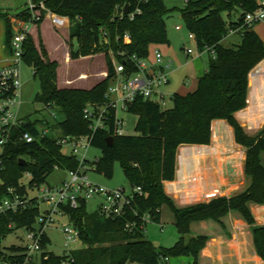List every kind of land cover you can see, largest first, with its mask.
Here are the masks:
<instances>
[{"label": "trees", "instance_id": "trees-1", "mask_svg": "<svg viewBox=\"0 0 264 264\" xmlns=\"http://www.w3.org/2000/svg\"><path fill=\"white\" fill-rule=\"evenodd\" d=\"M34 1L43 2L52 12L68 17L69 40L77 42L76 49L70 45V58L100 51L106 54L108 77L89 89L59 87L56 81L58 63L47 57L41 40L39 48L30 34L24 42L23 60L33 67V75L40 85L35 99L43 106H53L58 113L50 126L60 135L88 134L90 130L83 117V108L102 100L113 73L112 55L121 59L120 52H125L146 57L151 45L167 43L164 19L167 9L163 0H147L140 3L141 12L129 19L119 14V10L130 0ZM256 1L185 0L180 13L188 31L195 36L196 47L209 45L216 52L215 58L209 57L207 69L199 76L195 89L185 94L174 93L172 106L166 109L156 101L138 97L129 107V112L136 115L135 134L117 135L112 119L106 128L93 132L90 142L101 150V156L93 162L96 170L104 169L110 174L111 163L118 160L130 186L141 187L143 194H135L126 213L114 218L102 216L98 210L88 212L84 201L77 208L65 206L69 219L79 228L83 246L72 252L69 263H64L65 256L53 254L43 264H162L165 257L182 255L191 256V264H199V252L208 236L191 234L190 224L205 219L222 224L221 218L231 210L239 212L247 222L255 251L264 260V226L256 222L248 206L249 202L264 203V128L256 135H249L234 115L247 105L249 72L264 58L263 40L252 28L253 24L243 19L245 12L256 7ZM234 14L236 19L231 18ZM16 16L28 18L29 12L22 9ZM229 26L241 27L238 45L222 44ZM10 36V24L6 19L7 50ZM216 118L232 126L235 144L245 149L242 170L249 184L235 194L218 195L177 207L163 189V182L174 178L176 149L182 143L208 144L211 122ZM20 130H29L34 140L30 143L20 140ZM108 136H113L111 145L106 141ZM12 137L0 158V195L8 188L24 193L26 185L22 178L26 173H29V186L40 185L54 168L69 170L78 166L73 155L62 152V146L53 135L38 136L37 121L27 119L14 130ZM20 158L26 162H21ZM163 205L173 213L178 230V239L169 247L156 246L147 238L146 222L141 219V215L148 212L159 221ZM36 209L31 208L26 217L13 216V220L18 224L30 223ZM127 221L134 222L130 229L125 227Z\"/></svg>", "mask_w": 264, "mask_h": 264}, {"label": "built area", "instance_id": "built-area-1", "mask_svg": "<svg viewBox=\"0 0 264 264\" xmlns=\"http://www.w3.org/2000/svg\"><path fill=\"white\" fill-rule=\"evenodd\" d=\"M147 0H130L128 10L123 11L121 6L119 14L126 15L133 19L141 12L140 3ZM132 5V8H131ZM24 9L28 10V18L12 17L10 19L11 36L8 46V63L0 67V158L7 145L12 141V134L15 129L22 126L27 119L17 114L20 105L21 66L24 63V42L31 31L30 26L37 24L42 14L50 18L54 25L63 26L61 16L48 9L43 2L26 0ZM118 8V7H117ZM244 22L252 23L264 19V0H257L256 7L244 14ZM176 29L181 26L176 25ZM241 27H230L228 33L238 32ZM188 38L195 44L197 55L207 53L209 57L215 58L216 52L213 46L205 45L202 48L196 47V39L193 33L189 32ZM187 54H193L190 47L184 48ZM120 58L112 55L113 73L110 75L107 87L100 102H91L83 108V117L88 123L90 132L83 135H60L55 133L46 119L38 126V136L53 135L60 146L68 145L70 153L77 161L76 169H69V178L62 181L59 186L27 185L24 193L20 194L13 188L0 195V264H43L54 253L47 250L49 241L45 229L54 222L53 216L65 215L68 223H63L61 230L64 235L66 250L64 263L72 261V252L81 243L79 228L69 219L65 206L77 208L81 202L88 199L100 198L98 212L105 217H120L126 213L135 194L142 195L143 190L139 186H130L127 190L124 187H107L89 180L86 173V166L89 161L86 158V151L91 145L92 134L97 129H104L113 119L115 133L124 135V119L120 113L129 112V107L138 97L153 100L166 109L168 95L172 99L173 94L165 90L169 83V72L171 61L164 60L159 49H154L152 58L150 56L140 57L136 53L126 55L120 52ZM104 78L108 77V70L103 72ZM167 96V97H166ZM51 112L53 118H58L57 111L53 106H43ZM18 138L26 143L34 140V135L29 130H20ZM1 161V159H0ZM29 177V173H26ZM1 183V180H0ZM26 185V184H25ZM37 187L38 194L30 196L28 188ZM44 206V207H42ZM31 208H37L32 222L18 224L13 216L26 217ZM137 215V212L134 211ZM5 219V221H4ZM142 221L147 222L153 217L148 213L141 215ZM8 220V221H6ZM134 222L127 221L126 228H131ZM23 230L24 234L19 236L18 242L3 245L6 235ZM18 237V236H16ZM82 244V243H81ZM83 246V244H82ZM169 257L162 259V264H170Z\"/></svg>", "mask_w": 264, "mask_h": 264}, {"label": "crops", "instance_id": "crops-1", "mask_svg": "<svg viewBox=\"0 0 264 264\" xmlns=\"http://www.w3.org/2000/svg\"><path fill=\"white\" fill-rule=\"evenodd\" d=\"M25 2L26 0L24 2L19 0H0V67L8 63V50L5 46L6 19H8L10 24V19L24 9ZM50 21L55 28H65V35H68V17L63 19V26H56L51 19ZM43 23L40 26V36L48 51L53 53L43 36ZM252 28L264 42V19L253 23ZM30 32L35 44H38V28H32ZM63 39L60 38L56 47L64 45V59L68 61L70 58L68 46ZM159 45H151L149 52L152 47L159 49L163 54L164 60L167 61L169 58L168 51L162 50ZM188 55L186 53V56ZM149 56L152 58L151 53ZM197 57H200V55ZM193 60L196 59L184 62V67L186 68L185 83H188L191 77L196 79L192 89L184 90L182 89L184 87H170L171 66L169 83L165 86L167 93L185 94L195 89L199 76L207 68L198 67L199 63ZM81 88L89 89L85 86ZM234 115L249 135H256L264 128V58L249 72L247 105L237 110ZM245 157V149L235 144L232 126L224 119H213L211 122V139L208 144L182 143L178 145L175 155L174 178L163 182L164 192L173 200L177 207L207 201L218 195L238 193L249 184V178L242 170V163ZM262 163L264 164V153L262 154ZM248 206L256 222L264 226V203L249 202ZM162 207L160 219L162 217ZM221 221L222 224L213 219H205L196 220L190 224L191 234L208 236L204 247L199 252L198 263L264 264V260L255 251L251 231L243 216L239 212L231 210L221 218ZM168 261L170 264H191L192 258L191 256L182 255L169 257Z\"/></svg>", "mask_w": 264, "mask_h": 264}, {"label": "rangeland", "instance_id": "rangeland-1", "mask_svg": "<svg viewBox=\"0 0 264 264\" xmlns=\"http://www.w3.org/2000/svg\"><path fill=\"white\" fill-rule=\"evenodd\" d=\"M24 2V0H19ZM35 2V1H34ZM164 5L167 9L164 19L167 27V39L168 42L160 44L162 50L168 51V60L171 61L172 72L170 75L171 86L184 87V90H191L196 79L191 77L188 83H185L186 68L184 67V62L186 60H193L198 62V67L208 66L209 55L203 53L200 57H197L195 44L192 40L188 38L189 31L184 24L182 19L180 9L183 7L185 0H163ZM236 14L231 18L236 19ZM16 16V15H15ZM223 16L226 18V14ZM17 17V16H16ZM45 21V22H44ZM44 22V23H43ZM42 25L43 36L47 44L51 47L53 53H50L43 43L41 38L40 26ZM253 24V23H252ZM181 26V29H176L175 26ZM38 28V44L41 40L42 45L47 51V57L50 60H55L58 63L56 72V81L59 87H82L91 88L93 84L104 79L103 72L107 71V61L106 54L104 51H100L93 55L79 56L77 58H69L68 61L64 59L63 48L64 45L57 46L60 38H64L63 41L68 46V51L70 50V45L73 49L77 48V42L75 39L69 40V35H65V28H55L52 26L50 18L42 14L40 21L34 26L31 25L30 29ZM31 32H29L30 34ZM31 35V34H30ZM65 35V36H64ZM241 41L240 32L228 33L226 37L222 40L224 46H234L238 45ZM185 47H190L194 50L193 54L186 56L184 50ZM154 47L151 48L150 53L152 54ZM111 54L112 51H109ZM70 57V55H69ZM72 59V61H70ZM183 63V64H182ZM85 75V77H82ZM40 91L39 81L33 75V67L26 64L25 62L21 66V86H20V105L18 106L17 114L19 117L30 119L32 121H37V125L40 126L44 119L47 120L49 124L55 122V119L51 115L49 110L43 107V104L36 101V94ZM167 97V96H166ZM172 106V99L168 95L166 101V107L170 108ZM163 109V108H162ZM56 111V108H54ZM120 116L124 119L125 124L123 125V132L125 135L135 134L134 129L136 115L130 112L120 113ZM61 117V116H60ZM58 133V131H54ZM1 133V125H0ZM62 152L65 154L70 153V147L68 145L62 146ZM86 158L89 163L86 166V173L90 181L101 184L107 187H124L125 189H130L129 181L124 174V171L118 162V160H113L111 163V173L107 174L104 169L96 170L94 168L93 162L101 156L100 148L89 145L86 153ZM69 178L68 171L65 168L56 167L47 176L45 181L40 184V186H59L62 181ZM29 177L24 174L22 181L28 185ZM28 193L30 196H36L38 194L37 187L28 188ZM100 198L95 197L88 199L86 202V210L88 212H95L99 208ZM44 207V206H42ZM162 217L159 221L154 219L147 222L145 226V236L149 238L156 246L169 247L173 245L178 239V230L174 224L173 214L167 206L162 207ZM54 222L50 224L49 227L45 229L46 236L49 241L47 243V250L54 253L55 255H62L66 250L64 245V235L61 230L63 223H68V217L65 215H55L53 216ZM23 230H16L15 232L5 236L3 240V245H7L12 242H18L19 236L23 235ZM18 236V237H16ZM82 244H78L76 248H81Z\"/></svg>", "mask_w": 264, "mask_h": 264}, {"label": "water", "instance_id": "water-1", "mask_svg": "<svg viewBox=\"0 0 264 264\" xmlns=\"http://www.w3.org/2000/svg\"><path fill=\"white\" fill-rule=\"evenodd\" d=\"M127 10H128V4L126 3L124 5L123 11H127ZM106 141H107L108 145H111V143L113 142V136H108L106 138ZM20 161L23 162V163L26 162L24 158H20Z\"/></svg>", "mask_w": 264, "mask_h": 264}]
</instances>
